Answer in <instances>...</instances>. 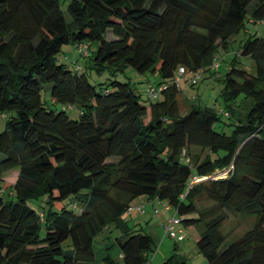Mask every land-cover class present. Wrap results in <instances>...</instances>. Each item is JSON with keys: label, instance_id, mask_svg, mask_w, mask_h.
Segmentation results:
<instances>
[{"label": "trees", "instance_id": "1", "mask_svg": "<svg viewBox=\"0 0 264 264\" xmlns=\"http://www.w3.org/2000/svg\"><path fill=\"white\" fill-rule=\"evenodd\" d=\"M67 10L70 19L61 0H0V264H96L95 237L141 196L200 226L204 264H264V36L238 49L255 73L232 64L224 74L226 114L199 99L179 106L182 78L211 71L219 46L264 20V0H69ZM67 43L98 73L131 66L160 80L144 94L128 80L94 84L60 59ZM230 212L256 222L227 244ZM156 242L129 227L124 263L147 264ZM161 264L190 262L174 251Z\"/></svg>", "mask_w": 264, "mask_h": 264}, {"label": "rangeland", "instance_id": "2", "mask_svg": "<svg viewBox=\"0 0 264 264\" xmlns=\"http://www.w3.org/2000/svg\"><path fill=\"white\" fill-rule=\"evenodd\" d=\"M69 0H61V6L64 10V13L67 18L70 19V14L68 13L67 6H68ZM254 3V2H253ZM253 3L251 4V7L253 6ZM257 33L258 35L264 36V20L263 21H248L247 22V29H241V31L234 35L233 38L229 40L228 47H225L223 45L219 46L215 59H214V66L212 67L211 71H217L215 74H210V70H200L197 74L202 76L201 79L195 84H191L189 82V73L185 75V77L182 78L180 81V93H179V101H184L185 98H189L194 100L195 102L197 99H199L202 103V105H214L217 109L226 108L222 91L224 87V81L223 77L224 74L232 67V64H235L236 66L243 67L245 70H247L250 73L256 72V64L254 60L250 56H243L238 53V49L240 44L247 38V36L250 33ZM91 49H96V45H91ZM60 59L63 60L65 63L73 65L75 60L78 61V64L82 67V71L86 73L88 76L90 82L97 84L100 82H108L111 79H118L120 81H131L132 84L135 85L138 91L143 93L145 84L148 80L151 82L156 83L160 80V75L158 72H147L146 76L148 79L140 80L141 78H144V74L139 73L137 70H135L131 66H122L119 72L116 75H111L108 71H105L103 73H98L95 69L90 68L88 57H83L80 55V50L75 46V44L67 43L64 44L63 50L60 54ZM218 77H215V76ZM147 80V81H146ZM144 94V93H143ZM45 99H49V96H44ZM243 99V95H240L238 98V102ZM185 102V101H184ZM186 104H183L180 106L181 113H185L187 109L185 110ZM71 117L76 118L79 115L78 110H72L70 112ZM229 120L227 119V116L223 115V121ZM219 125H223V123H217L216 130H221ZM5 129V119L0 115V132ZM225 130H230L228 126H225ZM227 170H223L221 172H216L213 177H220L224 176L226 174ZM9 180H12L13 178H7ZM159 208L161 209V213H163L164 206L161 202ZM33 206L38 208L40 205L43 204V201H34L32 202ZM64 204H69L68 207H72V201L69 199H66L64 201H58L55 204L56 208L62 207ZM148 210V208H146ZM170 215L167 217V220L170 216L174 214V210L171 209ZM139 213L141 211H134L132 212V215H136V213ZM126 214H130L128 212H124L123 216L127 217ZM172 214V215H171ZM143 215V216H142ZM140 217H143L142 220L144 223H141L144 227L142 228L143 232H148L150 234H153L155 238L159 237V240H156L157 242V249L151 256L150 260H152L157 253V251L160 250L162 252L165 247L168 249V257L171 255L174 251L177 249L174 248V243H178L180 246L186 247V257L190 264H204V256L199 252L198 247L196 245L195 237L200 233V226H185L183 223L181 224V227L183 228V235L184 239L182 241H176L175 239L169 237L168 235H164V230L161 226V223L157 220H154V217L151 216V214H142ZM151 216V217H150ZM146 220L151 221L150 226H145ZM164 220V219H161ZM166 220V222H167ZM129 221V224L135 220L133 218L129 217L127 219ZM153 221V222H152ZM165 221H162V224L164 225ZM165 222V223H166ZM256 222V215L255 214H244V213H229V217L223 224V231L224 232H230V235L226 241V243H230L237 238H239L244 231L251 228L254 223ZM117 223L114 221L110 224V228H105L106 230L101 232L95 237V252L97 253V263L100 262V249L101 246H103V242L108 239V235L112 234L113 236H121L119 233V228L116 225ZM158 225V227L154 226ZM131 228L137 227L136 224H130ZM151 228H154L153 231H151ZM158 234H160L158 236ZM124 236V235H123ZM122 236V237H123ZM157 236V237H156ZM121 237V238H122ZM116 250H112V247L109 249L110 252L116 254L117 251V245ZM178 253V251H176ZM203 260V261H201ZM151 262V261H150Z\"/></svg>", "mask_w": 264, "mask_h": 264}, {"label": "crops", "instance_id": "3", "mask_svg": "<svg viewBox=\"0 0 264 264\" xmlns=\"http://www.w3.org/2000/svg\"><path fill=\"white\" fill-rule=\"evenodd\" d=\"M145 79H148L146 75H144V78H141L140 80H145ZM147 84H148V81L145 84V88H146ZM145 88H144V90H145ZM184 101H179V106H182L183 104H186V106L184 108L185 110L186 109L188 110L189 106L192 105L193 103H195V101L192 100V98L191 99L185 98ZM142 200H145L147 202L146 208H148V210L141 211L139 213L137 212L136 215H132V212H131L130 214H126L127 217L122 215L121 217H119L118 219L115 220V222L117 223L116 225L119 228V233H121L120 234L121 236H116V235L113 236L112 234L108 235V239H106L103 242V246H101V249H100V253H101L100 259L101 260H100L99 263H97V260H96V264H125L124 260H123V255H122L121 249H120V247L118 245V238H121L123 235L125 236L126 231L129 229L131 223L132 224H136L137 227L143 228L144 226L141 224V223H144L143 220H142L143 217H140L142 214H146L148 212V214H151V216L154 217V220L158 219V221L161 223V226L163 228L162 221L166 222L167 217L170 215V211H172L171 210L172 208H170V207L169 208H165L164 207L163 213H161L160 212L161 209L159 208V206H160L159 201L156 200V199L147 198L145 196H141V197L135 198L134 200L131 201V204L135 205V204L139 203ZM156 207L158 208V211L154 210ZM129 217L133 218V220H135V221H133V222H131L129 224V221H127V219ZM161 219H164V220H161ZM165 222H164V224H165ZM150 224H151V221L146 220L145 226L146 225L150 226ZM154 226L158 227V225H154ZM108 228H110V225L107 227V229ZM153 229L154 228H151V231H153ZM105 230L106 229H104L102 232L104 233ZM151 235L153 236V234H151ZM159 235L160 234H158V236ZM158 238L159 237H157L155 239L159 240ZM115 245H117V247H118L117 251H116V254H114L113 252L111 253L110 252L111 250H109L111 247H112V250H114V249L116 250V246ZM175 247H177L176 251H178L179 254H181L184 257H186L185 256L186 255V250H185L186 247L180 246L176 242L174 243V248ZM166 255H168V249L165 247V249L162 252H160V250L157 251V253L155 254L154 258L152 260H150L151 262L149 261L147 264H161L164 261V259L166 258ZM95 258L97 259V253L96 252H95ZM203 260H201V261L205 262V259H203Z\"/></svg>", "mask_w": 264, "mask_h": 264}, {"label": "built area", "instance_id": "4", "mask_svg": "<svg viewBox=\"0 0 264 264\" xmlns=\"http://www.w3.org/2000/svg\"><path fill=\"white\" fill-rule=\"evenodd\" d=\"M83 53L85 55L88 54V52L86 50H84ZM180 71L183 72V69H181ZM177 80H180V78H178ZM193 81L195 82V80H193ZM160 90H161V88L158 89L155 86H150L148 88L147 92H148V95L150 97L155 98V97L159 96ZM220 111L222 112L223 110L220 109ZM223 113L226 114L224 111H223ZM161 203L165 208L170 207L166 201L161 202ZM145 207H146V203L141 202V203L136 204V205H129L126 208V211L128 213H131V212L136 211V210L137 211H144ZM154 210L158 211V208H155ZM163 230H164L165 236L168 235L169 237L175 239L176 241H181L184 239L183 228L181 227V220L175 213L172 216H170L168 218L167 222L163 225Z\"/></svg>", "mask_w": 264, "mask_h": 264}]
</instances>
